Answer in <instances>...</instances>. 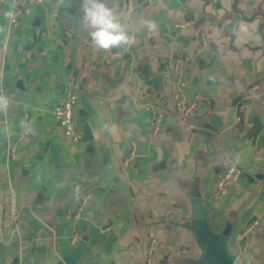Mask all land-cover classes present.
Listing matches in <instances>:
<instances>
[{
	"label": "crops",
	"instance_id": "obj_1",
	"mask_svg": "<svg viewBox=\"0 0 264 264\" xmlns=\"http://www.w3.org/2000/svg\"><path fill=\"white\" fill-rule=\"evenodd\" d=\"M8 1L0 0V89L10 100L0 111V198L16 193L21 221L8 233L0 221V264H16L20 239L29 244L24 264H64L75 250L65 213L83 194L92 201L76 229L89 241L77 264H195L201 249L182 227L192 194L215 234L230 227L235 264H264V0H135L129 16L120 0H105L133 36L109 50L92 43L82 0L33 3L15 27ZM174 82L194 107V130L169 124ZM70 90L88 143L65 137L51 113ZM27 127L11 157L6 133L18 140ZM234 163L243 176L216 196ZM252 221L249 246L238 252Z\"/></svg>",
	"mask_w": 264,
	"mask_h": 264
},
{
	"label": "built area",
	"instance_id": "obj_2",
	"mask_svg": "<svg viewBox=\"0 0 264 264\" xmlns=\"http://www.w3.org/2000/svg\"><path fill=\"white\" fill-rule=\"evenodd\" d=\"M12 1V9L11 14L9 15V26L15 27L18 25L19 18L22 16H26L28 14V7L33 3L42 4V0H10ZM24 3H27L25 5ZM121 3V13L125 16H129L135 9V0H120ZM133 38V36H131ZM203 44L205 45L204 37L201 38ZM5 49V47H3ZM128 54V48L123 51L111 53L110 58L112 60H117ZM175 90L177 91L175 94L176 97V107L172 113V117L175 119L183 127H186L190 130H194L195 126L190 124L189 118L194 111L193 106L185 107L180 99V91L184 87L183 84H179L174 82L173 84ZM0 97L3 99L0 100V111L4 112L9 104L10 100L4 89H0ZM78 97L76 92L70 90L66 96V98L58 102L53 108L51 113L53 114L56 121L61 125L65 137L70 139L72 142H81L82 134L77 130L75 126V109L77 106ZM146 111H155L157 109V101H154L152 104L145 106ZM165 117V116H164ZM163 117L158 115L155 121V128L158 130ZM6 123H1L0 126L5 125ZM236 125L240 124V118L238 117L235 122ZM262 127L264 128V123L261 122ZM30 132L29 127H27L23 134L20 136L18 140H14L11 133H6V141L11 142V157L16 155V150L18 146V142L21 138L27 136ZM136 151L133 152L127 159L126 164L132 162V159L135 158ZM243 176V171L234 163L230 166L226 172L222 175L219 182L215 187L214 194L216 196L224 195L227 187L230 184H237L241 177ZM92 201V196L90 194H83L79 198V203L77 208L68 209L65 213L66 225L71 229V237H70V246L72 249H75L78 243L81 241V234L77 231L76 225L80 220L83 219L90 203ZM0 221H1V230L5 233L8 232H18L21 221V213L19 210L18 197L13 190H8L3 192L0 198ZM256 227V222H247L238 237V249L240 251L243 248L246 250L249 246V237L253 230ZM107 231H110L109 229ZM29 249V244L25 240H17L16 243V264H24L25 263V255L26 251ZM153 251V248H152ZM147 264H152L151 260L147 261Z\"/></svg>",
	"mask_w": 264,
	"mask_h": 264
},
{
	"label": "water",
	"instance_id": "obj_3",
	"mask_svg": "<svg viewBox=\"0 0 264 264\" xmlns=\"http://www.w3.org/2000/svg\"><path fill=\"white\" fill-rule=\"evenodd\" d=\"M9 6V1L6 0L4 7ZM161 81L160 77H156L154 84ZM169 124H173L175 119L173 117L167 118ZM86 123L84 118L83 124ZM91 132L87 126L84 127L83 143L90 142ZM192 219L189 223L182 226L193 233V236L201 249L202 256L195 264H235L237 256L230 251V227L223 229L221 234H215L209 225L206 216V210L203 201L198 194L191 195ZM89 239L83 237L78 243L74 252L63 260L64 264H77L79 259L83 256Z\"/></svg>",
	"mask_w": 264,
	"mask_h": 264
},
{
	"label": "clouds",
	"instance_id": "obj_4",
	"mask_svg": "<svg viewBox=\"0 0 264 264\" xmlns=\"http://www.w3.org/2000/svg\"><path fill=\"white\" fill-rule=\"evenodd\" d=\"M81 7L83 22L89 27L88 34L97 48L109 50L132 43L128 32L105 0H82Z\"/></svg>",
	"mask_w": 264,
	"mask_h": 264
}]
</instances>
